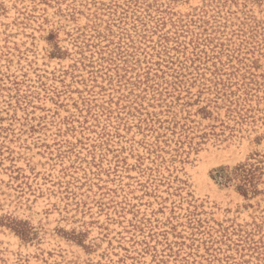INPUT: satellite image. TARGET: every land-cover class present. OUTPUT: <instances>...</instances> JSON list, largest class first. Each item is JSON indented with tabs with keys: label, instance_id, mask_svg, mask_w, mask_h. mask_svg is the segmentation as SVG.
<instances>
[{
	"label": "rangeland",
	"instance_id": "obj_1",
	"mask_svg": "<svg viewBox=\"0 0 264 264\" xmlns=\"http://www.w3.org/2000/svg\"><path fill=\"white\" fill-rule=\"evenodd\" d=\"M0 264H264V0H0Z\"/></svg>",
	"mask_w": 264,
	"mask_h": 264
},
{
	"label": "trees",
	"instance_id": "obj_2",
	"mask_svg": "<svg viewBox=\"0 0 264 264\" xmlns=\"http://www.w3.org/2000/svg\"><path fill=\"white\" fill-rule=\"evenodd\" d=\"M259 168L256 165H241L235 168L233 171L228 172L225 168H222L219 171L218 178L222 181L223 184L228 185L234 179L239 180L238 190L243 193L247 194L251 189H255V182L253 178L255 176V172L258 171Z\"/></svg>",
	"mask_w": 264,
	"mask_h": 264
}]
</instances>
